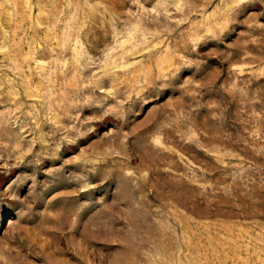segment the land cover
Returning <instances> with one entry per match:
<instances>
[{
    "label": "rangeland",
    "instance_id": "1",
    "mask_svg": "<svg viewBox=\"0 0 264 264\" xmlns=\"http://www.w3.org/2000/svg\"><path fill=\"white\" fill-rule=\"evenodd\" d=\"M0 264H264V0H0Z\"/></svg>",
    "mask_w": 264,
    "mask_h": 264
}]
</instances>
